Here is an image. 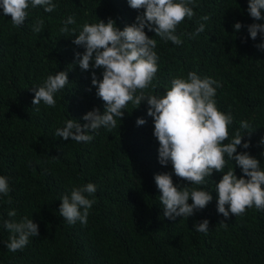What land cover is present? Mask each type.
I'll return each mask as SVG.
<instances>
[{"label":"trees","instance_id":"obj_1","mask_svg":"<svg viewBox=\"0 0 264 264\" xmlns=\"http://www.w3.org/2000/svg\"><path fill=\"white\" fill-rule=\"evenodd\" d=\"M53 3L51 13L43 6H30L28 19L19 27L0 8V176L10 187L8 195L0 194V264H264V209L253 206L228 218L218 213L215 191L223 173L214 171L203 185H188L212 194L203 210L189 218L164 217L155 175L172 173L175 184L187 182L175 176L170 162L159 163L160 145L146 101L139 108L129 102L124 116L116 118L117 126L89 133L94 136L91 142L55 135L66 120L83 125L87 112L105 110L91 83L93 69L82 70L77 63L75 54L85 49L73 43L74 36L85 23L100 19L112 18L123 30L144 10L132 9L128 0ZM190 6L194 17L177 26L180 45L145 28L157 41L154 50L159 57L154 87L145 94L164 95L173 79H187L189 72L216 80L222 85L216 90V105L233 117L224 143L240 132L242 144L250 142V147L238 146L237 154L249 152L264 170V50L257 48L264 43V33L254 41L247 28L264 24V19L255 21L248 14L249 0H194ZM69 16L76 23L62 33ZM204 16L208 20H202ZM37 19L44 20L39 33L33 31ZM237 22L242 24L239 32L234 29ZM200 24L205 28L197 35ZM60 71L68 72L69 82L55 95V108L43 102L34 106L32 89ZM95 72L103 78V69ZM138 118L146 123L138 126ZM225 159L224 173L235 170L241 177L235 161L226 155ZM88 183L96 192L88 197L95 203L87 224H70L60 215L61 198ZM12 210L14 217L8 215ZM24 217L39 225L40 235L11 252L6 244L12 233L4 221L20 222ZM205 219L207 233L197 232L195 224Z\"/></svg>","mask_w":264,"mask_h":264},{"label":"clouds","instance_id":"obj_2","mask_svg":"<svg viewBox=\"0 0 264 264\" xmlns=\"http://www.w3.org/2000/svg\"><path fill=\"white\" fill-rule=\"evenodd\" d=\"M193 2L128 0L132 9L144 11L136 17L135 23L125 26L123 30L117 27L112 18L107 22L100 19L99 23H85L73 40L75 45L83 47L85 51L75 55L82 70L93 69L91 83L96 87L97 96L104 101L105 110L103 114L98 108L87 112L82 117L87 122L83 125L68 119L65 126L57 128L55 133L65 141L91 142L94 136L89 133L102 126L109 130L117 126L116 118L124 116L129 102L139 108L146 101L149 106L148 115L154 118V136L160 145L159 163L167 166L170 162L175 176L187 182L184 185L175 184L172 173L156 174L154 177L161 193L159 198L163 205V215L171 220L177 217L189 218L212 201L210 192L188 185H203L205 178L212 177L214 171L223 173L222 179L216 183L218 213L228 218L230 215H242L253 206L264 209V170L260 169V160L249 152L237 154L238 146L248 149L250 142L242 144L244 135L236 132L230 143H224L229 138L233 117L230 113L220 111L216 105V90L222 86L219 82L212 78L201 79L197 73L189 72L187 79H173L166 94H145L150 86L154 87L152 82L159 71V57L154 50L157 41L149 38L145 28L175 45L182 44L183 41L176 34L177 26L185 18L191 20L194 17L193 7L190 6ZM30 6H43L48 13L56 8L53 0H0L3 14L10 15L12 24L18 27L28 19ZM262 10L264 0H249L248 14L255 21L264 19ZM201 19L206 21L208 17ZM75 23V18L69 16L60 31L67 33L68 25ZM43 27L44 20L37 19L33 31L39 33ZM204 28L205 25L200 24L196 34L203 32ZM241 28L240 22L234 24L236 32ZM247 28L254 41L258 34L264 33V24L261 23H252ZM72 31L75 33V29ZM257 48L264 50V43L258 44ZM95 69H103L102 79L97 78ZM68 82L67 71L49 75L42 86L32 89L35 93L33 105L38 106L43 102L55 108V95ZM145 123V119H137L138 126ZM241 127L247 129L249 125L242 121ZM225 155L240 167L243 173L241 177L238 178L235 170L224 173L227 163ZM9 191L8 179L0 176V194L8 195ZM95 192L96 186L92 183L72 189L70 195L65 194L61 198L60 215L70 224L77 221L87 224L89 209L95 203L94 199L88 197ZM8 215L14 217L16 211L12 210ZM4 227L12 233L10 242L6 244L11 252L22 250L29 243L30 237L40 235L39 225L27 217L20 222L4 221ZM208 229L207 219L195 224L197 232L207 233Z\"/></svg>","mask_w":264,"mask_h":264}]
</instances>
